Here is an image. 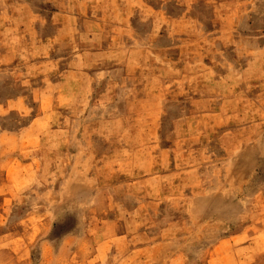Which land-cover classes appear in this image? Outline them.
I'll use <instances>...</instances> for the list:
<instances>
[{
	"label": "rangeland",
	"instance_id": "1",
	"mask_svg": "<svg viewBox=\"0 0 264 264\" xmlns=\"http://www.w3.org/2000/svg\"><path fill=\"white\" fill-rule=\"evenodd\" d=\"M14 1L7 0V3ZM23 1L35 6L41 2ZM228 1H164L166 17L182 21L175 29L162 33L160 42L168 48L165 61L181 69V73L164 74L165 79L176 81V88L144 89L142 74L135 71L133 74L103 73L101 86L93 92L83 121L67 122L63 119L65 111L55 106L49 110L51 127L41 136L40 145L22 154L21 165L11 162L7 168L10 182L6 192L10 199L6 205L0 204V264H131L133 257L132 264H141V261L135 262L140 258L137 255L141 256L147 242L160 233L136 232L137 219L147 221L148 216L155 215V209L142 196L141 185L132 192L126 191L123 183L141 181L145 165L152 160L149 155L155 154L145 153L144 144L169 148L181 142L193 147L190 151L185 149L181 159L187 166L192 162L198 172V183L205 182L206 176L225 178V187L229 188L225 198L230 197L229 204L225 200V226L239 225L238 217L234 218L232 212L237 213L240 204L246 205L247 197L251 200L258 193L255 205L264 214V0ZM235 3L240 5L234 10L236 18L230 28L223 22V16L226 6ZM186 21H190L189 26ZM20 27L24 45L29 44L36 33L31 34L30 24ZM134 27L139 33L145 32L140 22ZM178 30L186 32L182 37L169 36ZM202 38L212 40L202 42L203 49L223 51L232 67L225 68V88L219 78H216V88L205 85L211 80L209 76L199 68L190 66L191 71L185 67L192 59V50L202 49ZM216 56L212 53L202 60L214 59L213 64H217ZM194 58L197 63L201 61L197 53ZM136 61L135 58L131 64L133 69H138ZM125 75L134 79L130 88L124 87ZM158 93L161 100L154 102L157 96H153ZM177 103H184L183 112L176 106L170 107ZM16 113L5 115V121L2 120L5 128L25 122ZM190 113L199 118L190 119ZM147 114L154 119L146 120ZM78 128L82 136L79 141L70 137V154L76 155L77 145L84 144L95 155L90 161L89 153L84 154L81 162L85 169L95 168L90 174L85 173L86 177H96L92 184L86 178L80 185L69 184V176L65 177L66 172L61 168L63 136L60 131L75 132ZM148 128L151 130L147 137ZM57 145L56 151L49 149L47 153L48 147ZM222 145L225 151L219 149ZM211 164H215L213 170L209 167ZM224 164V171L217 169ZM111 178L118 182L116 188H113L115 184H109ZM242 179L244 184H237ZM99 194L102 198L93 200ZM110 195L115 196L110 200ZM227 209H231L230 215ZM127 217L134 218L127 221ZM33 229L36 230L31 232ZM119 236L123 238L122 243L116 242ZM194 244L190 250L193 260L215 255L203 253L209 241Z\"/></svg>",
	"mask_w": 264,
	"mask_h": 264
},
{
	"label": "crops",
	"instance_id": "2",
	"mask_svg": "<svg viewBox=\"0 0 264 264\" xmlns=\"http://www.w3.org/2000/svg\"><path fill=\"white\" fill-rule=\"evenodd\" d=\"M164 1L41 0L35 6L23 0H15L13 4H8L7 0H0L1 205H6V201L10 199L9 192H6L7 184L10 182L7 168L11 162H18L21 165L22 154L30 152L32 146L40 145L41 136L51 127L49 110L55 106L56 109L65 111L63 119L67 122L83 121L85 108L91 103L93 92L101 86L103 73L139 72L142 74L141 82L144 89L177 87L176 81L165 79L164 74L167 71L181 73V69L173 68L165 61L169 55L168 48L160 42L164 37L162 33L171 31V28L175 29L182 21L166 17ZM234 1L236 0L228 2ZM239 5L235 3L225 8L223 22L230 28L236 18L234 10L238 9ZM137 22L145 26V32L139 33L135 29L134 24ZM24 24L31 25V34L36 33L26 45L19 34L20 26ZM189 24L190 21H186V26ZM180 32L181 30L171 32L169 36L182 37V33L186 31ZM204 41L212 40L202 38L200 41L202 49L192 50V59L188 60L185 67L190 69L193 67L195 70L199 68L201 73L209 76L211 80L205 85L216 88V78H219L222 87L225 88V68L228 70L232 67L228 64L229 61L225 60L223 51L214 48L203 49ZM196 53L201 58L199 63L195 62ZM212 53L218 55L216 56L218 60L215 59L217 64H213L214 59L210 62L202 60ZM135 58L138 69L131 66ZM151 71L154 72L152 75ZM122 80L125 82V88L133 86L131 82L134 79L128 75ZM155 96L157 101L154 102H159L160 93L153 97ZM183 104L177 103L170 107L176 106L183 112ZM12 112H17L16 114L25 119V122L14 124L12 128H5L2 120L5 121V115ZM188 115L192 120L199 118V115L194 116L191 113ZM160 118L161 114L158 116L159 120ZM153 119L151 114H147L146 120ZM150 130L151 128H148L145 132L147 137ZM60 132L63 136V145H60L61 168L66 172L65 177L69 176L68 183L80 185L83 183L82 179L86 178L87 183L92 184L96 177H86L85 173L88 171L90 174L94 167L89 166L85 169L81 162L84 161V154L89 153L90 161H93L95 155L87 151L84 144L77 145L76 155L70 154V137L79 141L82 136L81 129L78 128L75 132H71V129H62ZM58 146L48 147L47 153L49 149L56 151ZM88 147L91 148L92 145ZM187 148L189 151L194 149L181 142L169 148L161 147L160 144L154 146L144 144L142 149L145 153L152 151L155 154L149 155L152 160L145 165L146 171L141 181L123 183L125 190L132 192L133 188L141 185L142 196L150 200L155 209V215L148 216L147 221L143 219L140 222L135 217L139 224L136 232L160 233L153 241L147 242L140 252L141 256L137 255L140 258L135 262L264 264V214L255 205V199L260 193L255 194L251 200L247 197V200H244L246 205L240 204L238 212H232L234 218L238 217L239 225L225 226V200L230 203V197L225 198V192H229V188L225 187V178L218 180L220 178L206 176L205 182L198 183V172L194 170L192 162L189 166L182 164L181 154ZM219 149L225 151V145ZM47 161L49 164L52 162ZM48 163L46 162L49 166ZM209 167L213 170L215 164ZM126 169L129 167L126 166ZM185 169L191 170L184 172ZM217 169L224 171L225 164ZM82 170L85 171L83 174ZM243 181L237 180V184H244ZM21 182L22 179L17 183ZM109 184H115L113 188H116L118 182L111 178ZM114 196L108 197L111 200ZM101 198L99 194L93 200ZM227 212L229 213L227 215H230L231 209H227ZM129 218L134 217H127L125 220L128 221ZM122 240V236H119L116 242L122 243ZM206 240L209 244L203 248L205 249L203 253L213 252L215 255L193 260L191 258L193 253L190 250L194 243ZM133 259L134 257L132 263Z\"/></svg>",
	"mask_w": 264,
	"mask_h": 264
}]
</instances>
